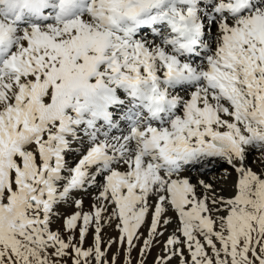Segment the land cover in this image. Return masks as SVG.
Here are the masks:
<instances>
[{
  "label": "snow or ice",
  "instance_id": "6c2138e0",
  "mask_svg": "<svg viewBox=\"0 0 264 264\" xmlns=\"http://www.w3.org/2000/svg\"><path fill=\"white\" fill-rule=\"evenodd\" d=\"M49 4L0 0V264H146L169 228L156 264H264V0ZM120 90L175 118L112 147Z\"/></svg>",
  "mask_w": 264,
  "mask_h": 264
},
{
  "label": "rangeland",
  "instance_id": "374dc122",
  "mask_svg": "<svg viewBox=\"0 0 264 264\" xmlns=\"http://www.w3.org/2000/svg\"><path fill=\"white\" fill-rule=\"evenodd\" d=\"M48 11L50 14L52 13V15L56 14V12H57V0H50ZM162 28L163 27L155 26V30L157 32L161 31ZM150 31H151V33L153 32V27H151ZM140 34L145 35L146 33L141 32ZM118 94L119 93L116 92L117 99L120 102L114 103V105H112L111 110L108 111L109 114L111 115V117H116V119H112V121H110L109 123L104 124L103 128L101 129L103 132L109 131L110 127H112L111 124H113V127L117 126L118 128L115 131H110L109 133H113L114 135H122L121 133H123V131H124L123 128H126V130L128 128V126L126 125V122H119L120 121L119 119L121 117L126 116L125 113H123L122 115H121V113H119V111H120L119 104L121 106L122 103H126L127 106H131L128 104L131 102V101L128 102V99L131 97L129 96V94L127 92H124L123 95H119V97H118ZM171 94L172 93L170 92L169 95H171ZM113 109H114V111H113ZM166 109L168 110V108H166ZM168 115L169 114H167V112L165 115L164 114L162 115V118H161L162 119L161 120L162 127L168 126L170 124L171 119L175 118L176 111L174 110L172 116H168ZM128 118H129V116H128ZM141 118H143V117H141ZM89 121H91V120H89ZM77 127L80 129H83L85 132L88 133V136L86 137L87 143L86 144L80 143V141L78 139H76V137H78L79 135H82V133H79V132H74L72 134L73 139L70 142H66L64 148L62 149V153H61L62 160H61L60 176L57 179V181L55 182L57 185L58 191L60 190L61 186H66V181L68 179H70V174H71L72 168H74V166L78 162L79 158H82V155L86 154V152L88 150H90V147L94 143V141L90 138L92 135L90 134L91 131L88 130L86 127V122H82L81 125H79ZM162 127H160V128H162ZM256 159H257V154L255 152H252L249 154V166L250 167H253V168L256 167V163H255ZM227 167H228L227 165H218L215 168L209 169L208 174H207L208 177L206 176L205 178L206 179H212L213 175L220 176L224 172L225 168H227ZM211 173H213V174H211ZM61 182H64L63 185H61ZM87 190L88 189H85V191H87ZM222 195H228V193L224 192V193H222ZM55 227H59V225H55ZM144 231L146 232L147 229H144ZM171 232H172V228H169L168 232L165 233V237ZM116 236H117V232L114 231L112 228H106L103 232V238H104L105 242H107L109 237L115 238ZM165 237L160 238L158 244L151 250L150 254L146 257V264H156L157 258L162 254L163 241H164ZM92 242H93L92 237L89 236L87 238V242L84 245V247L86 248V247L90 246L92 244ZM117 248H118V245L113 246L112 251L108 253L109 257H111L113 252L117 251ZM105 251H107V249H105ZM185 254L187 255V252H185ZM132 255H133V257H135L136 253L134 252ZM124 260H125V257L121 256V261H124ZM172 264H178V260H173Z\"/></svg>",
  "mask_w": 264,
  "mask_h": 264
},
{
  "label": "bare ground",
  "instance_id": "6f19581e",
  "mask_svg": "<svg viewBox=\"0 0 264 264\" xmlns=\"http://www.w3.org/2000/svg\"><path fill=\"white\" fill-rule=\"evenodd\" d=\"M58 10V9H57ZM45 17H48V18H51V19H53L54 20V18H55V14H53L52 15V13L50 14L49 13V11L48 12H46L45 13ZM156 26H158V27H163L162 25H156ZM146 34L145 35H151L152 33H151V31H150V29L148 30V32H145ZM140 34V33H139ZM141 35V34H140ZM121 91H123V90H120V91H117V93H119L118 94V97H119V95H121L120 94V92ZM124 92H126V91H124ZM123 92V93H124ZM171 96V95H170ZM119 101V100H118ZM131 101V102H130ZM128 102H130V103H128L129 105H131V106H127L126 105V103H122L121 104V106H120V104H119V109H120V111H119V113H121V115L123 114V113H125L126 114V116H123V117H121L119 120V122H126V125L128 126V128H127V130H126V128H123V133H121L122 135H114L113 133H109L110 131H115L118 127L117 126H114L113 127V124H111V126L112 127H110V130L109 131H105L104 132V135H105V137L107 138V140H109L110 142H113L112 143V147H116V144H117V140H116V138L117 137H119V138H123V136H126V135H129L130 134V132H131V129L133 128V127H139V128H144V127H147V126H157V127H162V122H161V118H162V115L164 114H166V112H167V114H169L168 116H172V114H173V112H174V110H172V111H169V110H167V109H165V111L163 112V113H161L158 117H151L150 115H146L145 114V110L142 108V107H139V106H137V107H133V105H135V104H137V101H135L134 99H132V98H129L128 99ZM114 105V104H113ZM112 108V107H111ZM111 108L110 109H108V111L109 110H111ZM167 108V107H166ZM118 110V109H117ZM118 112V111H117ZM137 114H139V116H137ZM110 115V114H109ZM142 115V116H141ZM111 116V115H110ZM128 116H129V118H128ZM141 117H143V118H141ZM166 117V116H165ZM160 118V119H159ZM93 118L91 117V115H90V113H85L84 114V122H87V121H89V120H92ZM112 121V120H111ZM106 130V129H105ZM91 135H93L92 134V132L90 133ZM91 138V137H90ZM214 173V172H213ZM213 173H211V174H213ZM210 174V175H211ZM208 177V176H207Z\"/></svg>",
  "mask_w": 264,
  "mask_h": 264
}]
</instances>
